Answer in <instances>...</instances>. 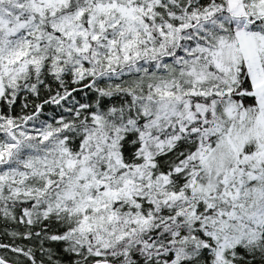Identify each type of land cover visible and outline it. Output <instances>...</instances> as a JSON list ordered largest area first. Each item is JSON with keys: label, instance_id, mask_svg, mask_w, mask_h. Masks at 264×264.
Segmentation results:
<instances>
[{"label": "snow or ice", "instance_id": "6c2138e0", "mask_svg": "<svg viewBox=\"0 0 264 264\" xmlns=\"http://www.w3.org/2000/svg\"><path fill=\"white\" fill-rule=\"evenodd\" d=\"M0 264H264V0H0Z\"/></svg>", "mask_w": 264, "mask_h": 264}]
</instances>
